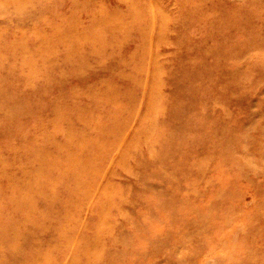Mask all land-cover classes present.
Segmentation results:
<instances>
[{
	"label": "rangeland",
	"instance_id": "374dc122",
	"mask_svg": "<svg viewBox=\"0 0 264 264\" xmlns=\"http://www.w3.org/2000/svg\"><path fill=\"white\" fill-rule=\"evenodd\" d=\"M0 156V264H264V0H0Z\"/></svg>",
	"mask_w": 264,
	"mask_h": 264
},
{
	"label": "bare ground",
	"instance_id": "6f19581e",
	"mask_svg": "<svg viewBox=\"0 0 264 264\" xmlns=\"http://www.w3.org/2000/svg\"><path fill=\"white\" fill-rule=\"evenodd\" d=\"M64 41H65V40H64ZM64 41H63V43H65ZM142 45H144V44H142ZM94 47H95V46H94ZM99 47H100V46H99ZM96 49H97V48H96ZM77 57H78V56H77ZM77 61H78V60H77ZM71 66H72V65H71ZM94 94H95V93H94ZM172 122H173V121H172ZM157 145H158V144H157ZM9 152H10V151H9ZM6 153H7V152H6ZM33 153H34V152H33ZM7 156H9V155H7ZM0 157H1V156H0ZM9 157H10V156H9ZM7 160H8V159H7ZM198 160H200V159H198ZM201 160H202V159H201ZM5 161H6V160H5ZM11 161H12V160H11ZM199 162H200V161H199ZM4 163H5V162H4ZM198 164H200V163H198ZM0 165H1V164H0ZM199 167H200V166H199ZM6 188H7V187H6Z\"/></svg>",
	"mask_w": 264,
	"mask_h": 264
}]
</instances>
